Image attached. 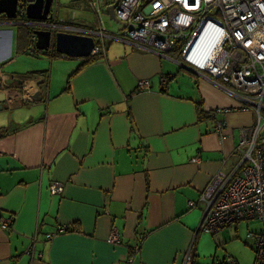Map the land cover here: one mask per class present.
<instances>
[{
	"label": "crops",
	"instance_id": "crops-1",
	"mask_svg": "<svg viewBox=\"0 0 264 264\" xmlns=\"http://www.w3.org/2000/svg\"><path fill=\"white\" fill-rule=\"evenodd\" d=\"M16 27L0 20V93L13 106L0 112V224L11 220L0 227V264H203L199 195L236 164L233 149L254 113L224 111L240 103L218 81L110 34L105 57L73 75L70 59L51 56L50 70L40 52L12 69L29 48L19 52ZM179 72L194 86L172 85ZM216 121L225 124L219 134ZM232 227L212 234L214 252Z\"/></svg>",
	"mask_w": 264,
	"mask_h": 264
},
{
	"label": "built area",
	"instance_id": "built-area-1",
	"mask_svg": "<svg viewBox=\"0 0 264 264\" xmlns=\"http://www.w3.org/2000/svg\"><path fill=\"white\" fill-rule=\"evenodd\" d=\"M115 1H87L95 16L93 27L87 20L73 17L74 13L70 19L58 15L53 2V12L47 20H27L25 9L34 0H17V18L12 21L21 26L33 24L37 27L34 30H49L53 49L56 33L92 36V56L104 53L105 34L125 38L134 46L159 53L160 57L180 45V58H172L174 62L212 77L227 95L242 102L241 111L251 110L255 116L253 128L247 132L243 129L235 146L236 164L228 174H216L199 195L203 204L200 229L218 234L239 221L264 223V141L259 136L264 123V0H119L114 16L121 29L111 33L106 30L99 8L100 2L111 6ZM30 36L32 46L26 52L37 53L33 31ZM160 81L166 82L163 78ZM148 86L146 80L138 83L140 90ZM222 112L216 109L211 117L215 119ZM216 125L219 132L224 124L216 121ZM51 189L61 190L59 184H52ZM194 206V202H188L189 208ZM10 223L6 219L0 227L5 229ZM63 230L59 228V232ZM34 242L32 239L28 251L31 255ZM109 242L118 244V235L112 233ZM247 242L254 250L256 264H264V224L247 233ZM222 264H233V259L225 258Z\"/></svg>",
	"mask_w": 264,
	"mask_h": 264
},
{
	"label": "rangeland",
	"instance_id": "rangeland-1",
	"mask_svg": "<svg viewBox=\"0 0 264 264\" xmlns=\"http://www.w3.org/2000/svg\"><path fill=\"white\" fill-rule=\"evenodd\" d=\"M87 1L88 0H53L52 6L54 5V3H56V10H57L58 15L64 16V17H66V19H70L73 16L72 13H74L73 17L77 18L78 20L80 18L85 19V20H87L90 23V27H93L91 22L95 21V16L92 14L90 9L88 8ZM105 1L111 2L112 0H105ZM100 3H101V7L104 9V13L102 14L101 18H102V21L104 22L105 27L108 30H110L111 33H115L117 31H119L121 29V25L118 23L117 19L116 18H115V20L109 19L108 15L106 14V11H105L107 6H105L104 2H100ZM2 17L4 18L3 15H0V18H2ZM38 52L45 53L42 50L37 51V53ZM151 53H153L156 56L160 57L159 56L160 54L157 53V52L156 53L151 52ZM26 54H28V55H26ZM26 54H23L22 56H19L17 62L12 66V69L24 70V69H26V67H28L30 62L34 64L36 62V61H34L35 59H39V57H42V56H39V57L36 58L34 56H31V55H33L31 53H26ZM94 57H96V56H92L90 54L87 58L92 59ZM97 57H99V59L104 58L105 57V51H104V53L102 55H99ZM28 58H30V59L32 58L33 61H30ZM87 58H84V59H87ZM162 58H165V59H168V60H172V57L170 56V53L166 54V56L162 57ZM49 59H50V62H51L52 58L49 57ZM66 59H68V58H66ZM84 59H70L69 61H64V62H66V64L70 63L71 65H74V67H76ZM37 62H41V61H37ZM54 64H56V63H54ZM164 64H165V68L166 69H172V71H174L175 68H176L175 65L170 63V62L164 61ZM54 66H53V62H51L50 70H52V68ZM67 66H69V65H67ZM45 67H46L47 79H48V72L50 71L49 70V61H48V59L46 60ZM66 70H67V75H68V73H70L69 72L70 70H68V69H66ZM161 78L166 80L165 83H162L160 81L161 84L166 85L167 82H168V78L166 76H162V77H160V79ZM211 78L212 77H210V79ZM170 83H172V85H175V84H178V83H183V84H189L190 87L194 86L193 85L194 82H193L192 79H190L189 75L187 73H182V72H179L178 74H176L175 78H173ZM145 90H147V89L140 90L138 88V92L145 91ZM230 97H232V96H230ZM238 101L240 103L239 106H236V108H234V107H226L227 109H224V111H234V110L241 111L242 102L239 99H238ZM7 112H8V109L4 110L1 113H7ZM254 124H255V120L253 121V123H251L250 125H248V126L243 128V129H245L244 132H247L248 130L253 128ZM216 128H217V125L214 126V130L219 134V132L216 130ZM261 133H263V135H264V123H263L262 128H261ZM242 134H241V136H242ZM241 136H240V138H241ZM263 141H264V136H263ZM234 149H235V147H234ZM234 149H233L232 154H234ZM194 161H195V159H192V162H194ZM229 172H226L225 174H228ZM54 184H57V183H54ZM61 186H62V184H61ZM52 192H54V191H52ZM252 226H255V224L252 223ZM246 227H247V230H248L247 222H241L237 226L235 225V227H232V228L228 229V231H230V232H228L226 234V237L230 235L228 237V239L219 240V241L217 240L216 242H214L217 245V250H215V252H214V249H213L214 248V244L212 243L211 239H213L214 236L217 237V238H219L220 236L219 235H209V234H207L206 235L207 236V241L205 243H203V245L201 247L199 246V251L201 253V258H202V260L204 262L203 264H210L211 256H214L213 260L215 261V263H217L222 258L227 256V259H229V258L234 259V260L237 261L238 264H255V254H254L253 248L248 244V242L246 240ZM255 227H257V226H255ZM251 230H256V229H254V227H253V228H251Z\"/></svg>",
	"mask_w": 264,
	"mask_h": 264
},
{
	"label": "water",
	"instance_id": "water-1",
	"mask_svg": "<svg viewBox=\"0 0 264 264\" xmlns=\"http://www.w3.org/2000/svg\"><path fill=\"white\" fill-rule=\"evenodd\" d=\"M53 0H34L25 9V18L30 21L39 22L48 19V13ZM118 0L111 6L106 7V14L111 20H115L114 7ZM17 0H0V15H3L9 24L16 26V23L12 20L17 18ZM15 23V24H14ZM33 35L36 37L34 47L37 51H46L50 47V31L48 30H34ZM95 41L91 36L73 35L65 33H56L52 46L54 47L55 53L61 58L68 59H84L87 58L93 51ZM1 86V84H0ZM38 96V95H37ZM11 97H7L5 93H0V112L4 109L6 102L10 109L13 106L9 101ZM26 100V99H25ZM31 102V101H28ZM7 107V109H9ZM202 218L200 220L201 224ZM200 228V226H199ZM25 254L29 256L28 251Z\"/></svg>",
	"mask_w": 264,
	"mask_h": 264
},
{
	"label": "trees",
	"instance_id": "trees-1",
	"mask_svg": "<svg viewBox=\"0 0 264 264\" xmlns=\"http://www.w3.org/2000/svg\"><path fill=\"white\" fill-rule=\"evenodd\" d=\"M89 8V6H88ZM1 21L4 20V18L2 17L0 19ZM28 28L26 26H17L16 27V31H17V39H18V50L19 52L22 51L27 47L28 45ZM180 45H178L171 53L170 56L174 59H179L180 58ZM55 57H60L58 54H54ZM96 60H99V57H94L92 59H84L83 61H81V63L76 67V69L73 71V73L71 75H73L74 73H76L77 71H79L83 66L90 64V63H94ZM197 115L198 118L202 116V110L197 108ZM211 116V113L209 114ZM262 136H264L262 134ZM65 231V230H64ZM254 251V250H253ZM223 263V262H221ZM233 264H238L236 260L233 259Z\"/></svg>",
	"mask_w": 264,
	"mask_h": 264
},
{
	"label": "flooded vegetation",
	"instance_id": "flooded-vegetation-1",
	"mask_svg": "<svg viewBox=\"0 0 264 264\" xmlns=\"http://www.w3.org/2000/svg\"><path fill=\"white\" fill-rule=\"evenodd\" d=\"M104 13V9L102 8V7H100L99 8V14L102 16V14ZM17 26H21V25H17ZM26 27L30 30V31H34V29H36L37 27L35 26V25H33V24H27L26 25ZM28 30V31H29ZM47 30V29H46ZM106 30H108L107 28H106ZM49 31V30H48ZM108 31H110V30H108ZM28 37H29V39H28V45L27 46H32V39H31V36H30V32H28ZM24 52L26 53V49L24 50ZM23 53V52H22ZM45 53H47L48 55H49V57H51V56H54V54H56L55 53V50L52 48V47H49L46 51H45Z\"/></svg>",
	"mask_w": 264,
	"mask_h": 264
},
{
	"label": "bare ground",
	"instance_id": "bare-ground-1",
	"mask_svg": "<svg viewBox=\"0 0 264 264\" xmlns=\"http://www.w3.org/2000/svg\"><path fill=\"white\" fill-rule=\"evenodd\" d=\"M56 11H57V10H56ZM52 12H53V7L50 6V10H49L48 15L51 14ZM203 42H204V41H203ZM44 52H45V51H44ZM26 53H27V52H26ZM182 67L189 68V67H187V66H185V65H182ZM262 134H263V133L260 132V135H259V136H260V139H261V140H263V136H262ZM233 155L236 156L235 153H234ZM237 158H238V157H237ZM237 161H238V159H237ZM202 206H203V204H202ZM241 222H247V221H239L237 224H239V223H241ZM237 224H236V225H237ZM253 231H255V230H251V229L248 227V231H247V232H253ZM211 235H212V234H211ZM213 239H215V236L213 237Z\"/></svg>",
	"mask_w": 264,
	"mask_h": 264
},
{
	"label": "clouds",
	"instance_id": "clouds-1",
	"mask_svg": "<svg viewBox=\"0 0 264 264\" xmlns=\"http://www.w3.org/2000/svg\"><path fill=\"white\" fill-rule=\"evenodd\" d=\"M8 21V20H7ZM92 37V36H91ZM190 69V68H189ZM191 70H193V69H191ZM195 71V70H194Z\"/></svg>",
	"mask_w": 264,
	"mask_h": 264
}]
</instances>
